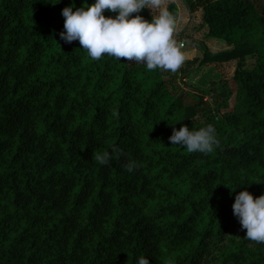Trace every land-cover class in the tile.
Instances as JSON below:
<instances>
[{
  "label": "trees",
  "instance_id": "trees-1",
  "mask_svg": "<svg viewBox=\"0 0 264 264\" xmlns=\"http://www.w3.org/2000/svg\"><path fill=\"white\" fill-rule=\"evenodd\" d=\"M185 1L233 48L200 44L203 58L173 73L64 43L72 0H0V264H264V243L245 238L232 209L245 188L264 194V6ZM232 60V110L229 82H183ZM208 123L220 139L210 154L168 139ZM113 147L110 165L95 160Z\"/></svg>",
  "mask_w": 264,
  "mask_h": 264
},
{
  "label": "clouds",
  "instance_id": "clouds-1",
  "mask_svg": "<svg viewBox=\"0 0 264 264\" xmlns=\"http://www.w3.org/2000/svg\"><path fill=\"white\" fill-rule=\"evenodd\" d=\"M48 2L52 3L51 0ZM163 2L93 0L91 4L85 2L83 6L75 7L72 0L61 10L64 30L59 33V37L64 43L78 41L92 60H98L103 55L117 61L124 57L136 61V64L143 65L147 70L162 69L175 73L184 64L186 54L182 44L175 39L177 19L172 12L162 7ZM145 8L151 9L152 13L155 10L150 21L141 15H131ZM105 10L116 15L106 17ZM168 139L174 146L183 147L189 153L210 154L220 145L216 127L212 123L199 129L181 124L178 130L172 128ZM116 154L115 147L103 152L94 150L95 160L101 165H110ZM128 167L131 170V164ZM232 209L241 227L246 229L245 238L264 243V194L254 199L245 188L235 195ZM136 264H150V261L146 255H141L136 258Z\"/></svg>",
  "mask_w": 264,
  "mask_h": 264
},
{
  "label": "rangeland",
  "instance_id": "rangeland-1",
  "mask_svg": "<svg viewBox=\"0 0 264 264\" xmlns=\"http://www.w3.org/2000/svg\"><path fill=\"white\" fill-rule=\"evenodd\" d=\"M258 2L260 6H264V0H259ZM162 7L167 8L177 19L175 39L178 43L182 44V50L186 54V59L197 58L198 60H201L203 58V52L199 48L200 44H203L209 52L213 54L231 50L233 48L225 41L208 35L209 28L207 25H203V10L201 8L191 12L185 0H164ZM171 7L173 9L170 10ZM149 10L151 15L155 14V10L153 13L151 9ZM255 62V56L248 55L247 68L252 69ZM236 69L237 60L224 63H206L194 70L193 74L190 77L185 78L183 82L192 87L199 86L200 80L207 76L206 87L208 88H211L214 83L222 80L229 82L231 89L234 91V94L230 99V109H228L232 110L235 105L236 95V83L233 80ZM206 99L211 103L209 96H207Z\"/></svg>",
  "mask_w": 264,
  "mask_h": 264
}]
</instances>
